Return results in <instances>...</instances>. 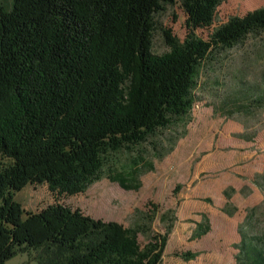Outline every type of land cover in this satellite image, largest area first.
Instances as JSON below:
<instances>
[{"label":"trees","instance_id":"trees-1","mask_svg":"<svg viewBox=\"0 0 264 264\" xmlns=\"http://www.w3.org/2000/svg\"><path fill=\"white\" fill-rule=\"evenodd\" d=\"M224 0H12L0 4V264L43 249V264H160L166 236L144 246L138 230L55 205L24 212L27 186L75 196L105 160L184 120L200 73L264 30V7L231 17L207 40ZM179 3L182 41L163 31L168 52H151L153 15ZM264 82V80H263ZM231 114L264 111V85L239 82ZM118 181L124 185V178ZM246 264L264 250L243 241Z\"/></svg>","mask_w":264,"mask_h":264},{"label":"rangeland","instance_id":"rangeland-1","mask_svg":"<svg viewBox=\"0 0 264 264\" xmlns=\"http://www.w3.org/2000/svg\"><path fill=\"white\" fill-rule=\"evenodd\" d=\"M12 0H0L6 8ZM264 7V0H224L207 40L231 17ZM153 15L151 52H168L163 31L182 41L185 15L179 3ZM264 30L221 54L214 69L201 71L190 114L140 146L107 156L97 181L75 196L27 186L14 200L24 212L55 205L80 210L103 222L138 230L142 247L166 236L160 264H246L243 241L264 250V111L234 113L239 82L264 85ZM124 178V185L118 181ZM43 249L19 253L6 264H43Z\"/></svg>","mask_w":264,"mask_h":264}]
</instances>
